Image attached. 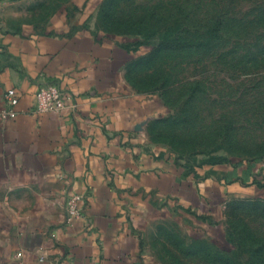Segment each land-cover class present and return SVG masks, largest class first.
I'll list each match as a JSON object with an SVG mask.
<instances>
[{
  "label": "crops",
  "instance_id": "crops-1",
  "mask_svg": "<svg viewBox=\"0 0 264 264\" xmlns=\"http://www.w3.org/2000/svg\"><path fill=\"white\" fill-rule=\"evenodd\" d=\"M9 1L0 0V264H177L173 238L203 223L193 213L256 185H242L239 164L187 167L157 141L184 84L169 52L95 30L99 0L59 5L40 30L9 21ZM50 83L65 109L38 113L35 94ZM9 89L19 102L2 118Z\"/></svg>",
  "mask_w": 264,
  "mask_h": 264
},
{
  "label": "rangeland",
  "instance_id": "rangeland-1",
  "mask_svg": "<svg viewBox=\"0 0 264 264\" xmlns=\"http://www.w3.org/2000/svg\"><path fill=\"white\" fill-rule=\"evenodd\" d=\"M71 1L10 0L6 13L9 21L33 22L40 30L55 8ZM99 1L95 30L146 45L157 44L184 16L191 17L183 22L200 41L213 34L209 24L222 22L217 41L166 54L164 61L170 65L171 57L184 84L157 141L187 167L239 163L241 172L252 165L247 184L260 190L231 188L224 203L200 210L205 216L193 213L203 223L195 220L189 235L177 234L173 242L179 246L177 264H264V0Z\"/></svg>",
  "mask_w": 264,
  "mask_h": 264
},
{
  "label": "trees",
  "instance_id": "trees-1",
  "mask_svg": "<svg viewBox=\"0 0 264 264\" xmlns=\"http://www.w3.org/2000/svg\"><path fill=\"white\" fill-rule=\"evenodd\" d=\"M189 17L190 16H184L183 20L190 21L191 17L190 18ZM183 20H180L176 23H173L172 25H169V28L166 31V34L164 35V38L163 39L161 38V40L159 39L158 43L153 48L155 55L162 53V52H169L170 54L173 55L175 53L181 52L182 49H186L185 50L186 52L192 51L200 46H206V44H210V41L215 42L219 39V31L222 25L221 21L217 20L209 24V27L212 29L211 32L213 34H210L208 37H206V41H200L199 40L200 37L193 36L192 33L194 31H192V28H191L192 26L190 27L186 22H183ZM182 27H184L183 30L181 29ZM174 29H177V30L180 29L181 31L180 33L177 31L178 35H176L177 33L176 34L173 33ZM163 50H166V51H163ZM252 167H253L252 165L246 167L243 178H241L243 180L242 183L247 184L252 179L251 177ZM251 184H256L254 179L251 182Z\"/></svg>",
  "mask_w": 264,
  "mask_h": 264
},
{
  "label": "built area",
  "instance_id": "built-area-1",
  "mask_svg": "<svg viewBox=\"0 0 264 264\" xmlns=\"http://www.w3.org/2000/svg\"><path fill=\"white\" fill-rule=\"evenodd\" d=\"M66 97L63 91L55 84L41 86L35 94V111L38 113L53 112L61 113L65 109ZM6 109L2 112V118L14 115V108L18 105L19 99L15 89H9L4 95ZM257 175H255L256 177ZM82 202L81 195L73 196L68 202L69 214L71 218L81 217Z\"/></svg>",
  "mask_w": 264,
  "mask_h": 264
}]
</instances>
